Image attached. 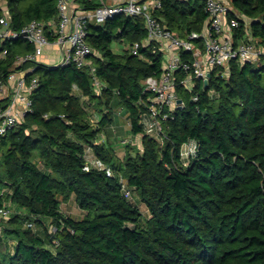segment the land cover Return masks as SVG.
<instances>
[{"label": "trees", "instance_id": "trees-1", "mask_svg": "<svg viewBox=\"0 0 264 264\" xmlns=\"http://www.w3.org/2000/svg\"><path fill=\"white\" fill-rule=\"evenodd\" d=\"M159 1L156 16L176 35L203 30V0ZM226 1L240 22L236 43L250 31L264 47V0ZM77 2L84 12L100 6ZM4 17L18 32L33 20L56 21L57 0H0ZM147 38L141 17L88 24L95 75L106 83L101 95L89 68L17 65L34 45L22 38L0 45L8 53L0 82L12 73L38 80L31 111L0 140V210L11 211L0 219V264H264V62L234 61L227 77L214 70L207 87L179 86L185 107L163 123L160 141L140 124V102L149 96L144 80L162 74L163 54L152 46L142 57L116 50ZM118 107L142 136V148L128 146L124 158L100 139ZM190 142L196 155L184 158ZM89 147L102 168L87 162ZM72 197L86 213L81 220L62 211Z\"/></svg>", "mask_w": 264, "mask_h": 264}, {"label": "built area", "instance_id": "built-area-1", "mask_svg": "<svg viewBox=\"0 0 264 264\" xmlns=\"http://www.w3.org/2000/svg\"><path fill=\"white\" fill-rule=\"evenodd\" d=\"M100 6L92 12H84L77 7V0H57L58 19L43 22L31 21L22 31L11 27L8 17L0 20V45L22 38L34 45L35 51L17 58V65L26 62H42L41 57L47 48L57 47L61 51L59 62L50 65L52 68L74 63L78 68H89L92 75L93 89L96 95H101L106 87L95 73L91 56L93 48L87 41L89 23L98 25L114 20L118 16L141 17L145 21L148 38L131 46H124L137 57H142L140 49L152 46L153 52L163 54V69L160 77H149L144 80V93L148 100L141 101L145 110L140 116V124L147 135L161 137L165 134L163 123L172 118L178 109H183L185 103L178 96V87L192 88L195 81L205 86V81L211 79L214 70L218 75L229 76L232 62L242 64L264 62V47L259 44L248 31L246 39L236 43L233 29L239 27V19L231 18L226 0H203L208 13L207 22L201 32H192L187 38H182L162 24L156 12L162 7L159 0H97ZM49 33L55 37L50 41ZM120 50V51H122ZM7 51L0 54V60L7 56ZM186 77L179 80V73ZM23 73H12L7 83L0 82V101L7 100V106L0 110V140L23 120L26 113L32 109L31 95L38 87V80L27 82ZM206 87V86H205ZM194 97L193 101H198ZM129 125L130 122H129ZM197 145L190 142L184 145L182 156L190 158L196 155ZM87 162L93 167L102 168L101 162L95 157L92 148H87ZM4 191L0 189V197ZM125 195L131 197V192L125 189ZM8 207L0 210V219L9 218Z\"/></svg>", "mask_w": 264, "mask_h": 264}, {"label": "rangeland", "instance_id": "rangeland-1", "mask_svg": "<svg viewBox=\"0 0 264 264\" xmlns=\"http://www.w3.org/2000/svg\"><path fill=\"white\" fill-rule=\"evenodd\" d=\"M118 45V44H117ZM116 45V50H122L125 46L123 43L119 46ZM115 49V46H114ZM61 51L55 47L53 49L47 48L45 49L44 55L41 57V61L39 63H43L45 65H53L57 63L61 59ZM25 74L22 76L24 77ZM128 114L125 110L120 107L116 108L114 114V121L111 124H108L103 130L100 136L101 143L106 144L111 147L117 153V156L120 158L125 157V153L128 151V146L135 149L142 148V136L134 135L132 133L131 127L128 122ZM132 152L134 150H131ZM142 151V150H141ZM141 210L144 215H147V210L142 205ZM62 211L66 216H70L76 220H81L85 217L86 213L82 211L76 204L75 198L72 197L68 202L62 203ZM51 231H55L54 228H51Z\"/></svg>", "mask_w": 264, "mask_h": 264}, {"label": "water", "instance_id": "water-1", "mask_svg": "<svg viewBox=\"0 0 264 264\" xmlns=\"http://www.w3.org/2000/svg\"><path fill=\"white\" fill-rule=\"evenodd\" d=\"M53 68H55V67H53ZM209 77H211V76H209ZM205 86H206V87L208 86V82H207V81H205ZM178 103H179V104H182V100H179Z\"/></svg>", "mask_w": 264, "mask_h": 264}, {"label": "crops", "instance_id": "crops-1", "mask_svg": "<svg viewBox=\"0 0 264 264\" xmlns=\"http://www.w3.org/2000/svg\"><path fill=\"white\" fill-rule=\"evenodd\" d=\"M76 6H77V7H80V3L77 2V3H76ZM117 46H119V44H118ZM117 51H118V50H117ZM119 51H120V50H119Z\"/></svg>", "mask_w": 264, "mask_h": 264}]
</instances>
